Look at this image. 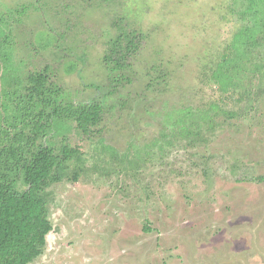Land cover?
Masks as SVG:
<instances>
[{"label":"rangeland","instance_id":"obj_1","mask_svg":"<svg viewBox=\"0 0 264 264\" xmlns=\"http://www.w3.org/2000/svg\"><path fill=\"white\" fill-rule=\"evenodd\" d=\"M67 7L102 31L78 42L83 62L46 29ZM117 18L146 39L124 86L101 64ZM7 36L3 115L33 49L61 64L73 103L109 110L97 136L71 130L77 155L41 191L51 231L31 264H264V0H0Z\"/></svg>","mask_w":264,"mask_h":264},{"label":"trees","instance_id":"obj_2","mask_svg":"<svg viewBox=\"0 0 264 264\" xmlns=\"http://www.w3.org/2000/svg\"><path fill=\"white\" fill-rule=\"evenodd\" d=\"M111 27L116 35L108 41L101 64L109 85L124 86L132 81L129 74L146 48V39L123 18L114 19ZM46 29L52 48L62 53L60 58L73 52L71 60L77 57L78 63L85 61L83 50L77 51L78 42L87 46L102 35L88 23L76 24L68 7L64 20L50 21ZM13 42L7 36L0 47L12 49ZM60 65L33 49L23 66L16 99L3 105L10 115L0 112V264H31L40 256L51 231L41 191L47 181L60 183L70 172L69 163L77 155L70 132L97 136L98 127L109 118V110L99 102L73 103L72 90L57 74Z\"/></svg>","mask_w":264,"mask_h":264}]
</instances>
